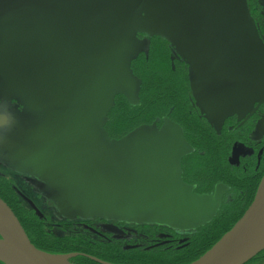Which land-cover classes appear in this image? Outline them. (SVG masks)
Listing matches in <instances>:
<instances>
[{
  "label": "flooded vegetation",
  "instance_id": "1",
  "mask_svg": "<svg viewBox=\"0 0 264 264\" xmlns=\"http://www.w3.org/2000/svg\"><path fill=\"white\" fill-rule=\"evenodd\" d=\"M147 1L138 0L142 17ZM41 5L42 0H0V52L11 20ZM244 7L264 50V0H244ZM123 52L131 90L113 96V108L93 133L106 150L140 132L177 139L171 176L138 185L140 202L111 204L55 180L51 173L69 149L63 129L71 127L77 107L38 108L0 76V199L36 245L34 226L43 230L39 236L61 240L62 247L42 252L76 255L71 264H192L254 200L264 175V98L242 111L220 112L214 87L164 39L135 32ZM155 69L162 86L168 80L176 89L163 92L153 105L146 95L142 102V94H133L131 80L156 82ZM124 105L143 115L130 116L117 133L113 115ZM67 186L72 189L60 193ZM245 264H264V249Z\"/></svg>",
  "mask_w": 264,
  "mask_h": 264
},
{
  "label": "water",
  "instance_id": "2",
  "mask_svg": "<svg viewBox=\"0 0 264 264\" xmlns=\"http://www.w3.org/2000/svg\"><path fill=\"white\" fill-rule=\"evenodd\" d=\"M144 8L142 17L138 0H42L11 20L0 52V76L30 103L77 107L63 129L69 149L51 176L104 204L140 202L136 187L170 177L178 157L177 139L140 132L106 150L87 131L116 93L131 90L121 55L132 32L174 46L217 91L216 110L242 111L264 98V50L244 0H148ZM263 249L264 175L243 217L192 264H245ZM74 256L36 249L0 199V263L69 264Z\"/></svg>",
  "mask_w": 264,
  "mask_h": 264
},
{
  "label": "trees",
  "instance_id": "3",
  "mask_svg": "<svg viewBox=\"0 0 264 264\" xmlns=\"http://www.w3.org/2000/svg\"><path fill=\"white\" fill-rule=\"evenodd\" d=\"M159 66V65H158ZM155 71H157L158 74H154L157 80L156 82H152V81H148V83L146 84L145 82L142 84L140 83V80H138L139 82H133V80H131V86H132V90H133V94H142V102L144 101L143 96L146 95V101L152 102L153 105L155 104H159L161 102V98H159V96L165 92H173L175 88V86L173 84H171V82L169 83L168 80H166L165 85L162 86V82H159L158 76H159V70L155 69ZM137 79V78H136ZM140 89V90H139ZM149 95V97H148ZM126 98V97H125ZM127 100V99H126ZM160 100V101H159ZM115 103V99H112L111 102V107L107 110L110 111ZM142 110L141 111H135L133 112L132 110H130L126 105L122 106L120 109H118L116 115H113L114 118V125L113 127H115V131L118 133L120 130L121 126H125L127 124V122L130 120V118H137L139 116H142L143 114ZM132 116V117H130ZM130 117V118H129ZM109 130V129H108ZM93 132H96L95 130ZM32 232L38 237H36L39 245L35 244V242L32 240V238L30 236H28L30 239L31 244L36 248L39 249L41 251H47L48 249L50 250V248H57V247H62V243L61 240H58L55 237H51L48 235H44V236H39L41 235V233H43V230L37 226V227H32ZM33 234V235H34Z\"/></svg>",
  "mask_w": 264,
  "mask_h": 264
},
{
  "label": "rangeland",
  "instance_id": "4",
  "mask_svg": "<svg viewBox=\"0 0 264 264\" xmlns=\"http://www.w3.org/2000/svg\"><path fill=\"white\" fill-rule=\"evenodd\" d=\"M31 6V5H30ZM139 9H142V7L140 6V4H139ZM135 35V32H132L131 33V35L130 36H132V35ZM129 38V37H128ZM128 38H127V40H126V43H128ZM125 52V51H124ZM124 52L122 53V54H124ZM122 64V63H121ZM123 65V64H122ZM123 67V66H122ZM76 108V107H75ZM74 108V109H75ZM103 115H101V116H99L97 119H95L93 122H91V123H89V125H88V128H92V126L94 125V124H100L101 123V117H102ZM95 131H96V129H95ZM103 141V140H102ZM55 184V183H54ZM46 185V184H45ZM53 185V184H52ZM54 186V185H53ZM67 188V189H66ZM68 188H70V189H72V187H69V186H67V187H64V188H62V189H59V191H60V193H66L67 192V190H69ZM41 189V188H40ZM45 189V187H43V189H41V190H44ZM55 189H57V187H55L54 186V190ZM74 190V189H73ZM76 190V189H75ZM85 193H87V194H89L90 192L89 191H85ZM70 196H71V198H72V196H74L75 194H69ZM77 195V194H76ZM73 199H75L76 200V198H73ZM93 200H94V198H93ZM71 202H72V204L73 203H75V202H73V200H71ZM76 204V203H75ZM18 220V219H17ZM21 225V224H20ZM24 230V229H23ZM25 232V231H24ZM47 254H49V253H47ZM51 255H53V254H51ZM70 260V259H69ZM69 260H68V263L69 264H71L70 262H69Z\"/></svg>",
  "mask_w": 264,
  "mask_h": 264
},
{
  "label": "bare ground",
  "instance_id": "5",
  "mask_svg": "<svg viewBox=\"0 0 264 264\" xmlns=\"http://www.w3.org/2000/svg\"><path fill=\"white\" fill-rule=\"evenodd\" d=\"M199 78L202 80L201 77H199ZM96 127H98V125L94 124V125L92 126V128H88L87 131H92L91 133H93V131L96 129Z\"/></svg>",
  "mask_w": 264,
  "mask_h": 264
}]
</instances>
